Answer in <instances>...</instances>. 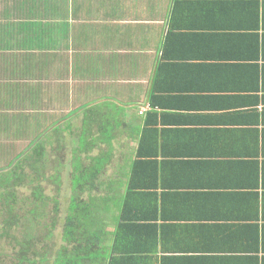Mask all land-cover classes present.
Masks as SVG:
<instances>
[{
  "label": "crops",
  "instance_id": "0c3cea01",
  "mask_svg": "<svg viewBox=\"0 0 264 264\" xmlns=\"http://www.w3.org/2000/svg\"><path fill=\"white\" fill-rule=\"evenodd\" d=\"M16 134L72 175L101 168L67 196L110 198L105 216L144 139L130 264H264V0H0V135Z\"/></svg>",
  "mask_w": 264,
  "mask_h": 264
},
{
  "label": "trees",
  "instance_id": "16d2710c",
  "mask_svg": "<svg viewBox=\"0 0 264 264\" xmlns=\"http://www.w3.org/2000/svg\"><path fill=\"white\" fill-rule=\"evenodd\" d=\"M143 140L139 143L137 153L138 160H136L131 167L124 205H122V207L120 205L118 206L119 211L117 218L113 219V223L111 222V225H114V231L110 233L107 232L105 228L100 229L103 230L102 235L113 234L110 244L106 245L105 243L107 242L104 240V249L98 251L102 243V241L99 240L102 235L99 234L98 231H94L95 228L93 225L100 222L107 227V224L101 215L96 216L91 214V207L95 204L94 201L91 200V202H86L80 197H70V199H68L69 203L63 225L62 236L65 245H62L61 248L55 252V256L52 259L53 264H130L134 261L135 258L131 253L133 249L126 251L121 244V234L128 223H132L131 225L136 223L133 219L134 217L129 216L133 213L131 212L133 210H131L128 205L130 193L140 188L143 185L144 179H149L151 173L149 167L151 162H144L142 158L145 155L143 152ZM28 151L29 155L32 157L30 160L18 161V163L13 165L12 169L0 174V202L5 206L7 212L6 220L3 222V232H8L21 221L14 211V205L16 203L15 188L21 187L22 184L24 185L25 181H37L40 183V179L45 177L48 170L44 164L46 161V154L44 150H41V146L39 145V136H35L30 141L25 149V153L27 154ZM21 156L22 153L17 155L16 159ZM27 162L28 165H26ZM153 164L156 163L154 162ZM26 169L30 170V172L26 173ZM100 169L101 168H78V172L72 175L71 183L75 189L80 191L87 190V183L95 177V172L100 171ZM42 192L43 190L40 184H38L35 197L40 199V202L42 201L43 203L45 199H43L44 195ZM54 211L56 214H59V207L56 204ZM29 212L30 215L37 214L35 209H31ZM20 223H22V221ZM104 230L106 232H104ZM92 239L94 240L92 241ZM32 246L33 242H31L29 235L28 239L19 243L20 257L17 264H22L25 261H29V264L34 263L33 259L38 257L36 253H34L33 259L27 258V252Z\"/></svg>",
  "mask_w": 264,
  "mask_h": 264
},
{
  "label": "rangeland",
  "instance_id": "374dc122",
  "mask_svg": "<svg viewBox=\"0 0 264 264\" xmlns=\"http://www.w3.org/2000/svg\"><path fill=\"white\" fill-rule=\"evenodd\" d=\"M35 136L36 135L23 136L18 134L9 136L0 135V174L12 169L13 165L18 163V161H26V159L30 160L32 158L29 155V151L27 154L25 153V149ZM52 151H54L53 146L50 149V152ZM20 153H22V156L16 159L17 155ZM55 155V158H59L57 152ZM61 158L63 160V156ZM58 162L60 161L55 159L44 162L48 170L47 172L45 171V177L40 179V183L37 181H25L24 185L22 184L21 187L15 188L16 203L14 205V211L17 213L18 219H20L22 223H20L21 221L18 222V224L8 232H3V222L6 220L7 212L5 206L0 202V264H17L20 257L19 243L28 239V235L30 236L31 242H33V246L27 252V258L33 259L34 253L38 255L37 258L33 259V264H53L52 259L55 256V252H57L62 245H65L62 235L64 218L69 203L68 199H70L67 195L72 189V168L69 165H58ZM65 162L66 164L69 163L67 161ZM26 165H28V162ZM126 169L127 168H118L116 174L122 175ZM27 172L29 173L30 170L26 169V173ZM38 184H40L43 190V199H45L43 203L42 201L40 202V199L35 197ZM105 194L104 197L113 196L115 194V189L107 191ZM109 200L110 198H102V201L100 200L102 202L100 205L94 204L91 207V214L96 216L101 215L103 218L107 219L105 220L107 227L111 226V222L113 223V219L117 218L119 211L118 206L112 202V207L107 210L108 216L104 215ZM118 201L120 200L118 199L116 202ZM55 204L59 207V214H56L54 211ZM31 209H35L37 214L30 215L29 211ZM93 227L95 228L94 231H98L101 235L103 230L100 229L106 228V226L100 222L93 225ZM104 232L106 231L104 230ZM109 235L110 234H105L100 237L99 240H101L102 243L98 251L104 249V240L107 242L105 243L106 245L110 244L112 238ZM93 240L94 239H92V241ZM28 262L29 261H25L22 264H29Z\"/></svg>",
  "mask_w": 264,
  "mask_h": 264
},
{
  "label": "built area",
  "instance_id": "2783aa9c",
  "mask_svg": "<svg viewBox=\"0 0 264 264\" xmlns=\"http://www.w3.org/2000/svg\"><path fill=\"white\" fill-rule=\"evenodd\" d=\"M148 108V105H146V107L144 109H147Z\"/></svg>",
  "mask_w": 264,
  "mask_h": 264
}]
</instances>
